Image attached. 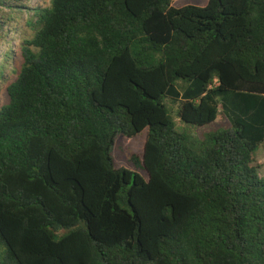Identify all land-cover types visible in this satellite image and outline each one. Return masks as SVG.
<instances>
[{
  "label": "trees",
  "instance_id": "trees-1",
  "mask_svg": "<svg viewBox=\"0 0 264 264\" xmlns=\"http://www.w3.org/2000/svg\"><path fill=\"white\" fill-rule=\"evenodd\" d=\"M28 1L0 0V46ZM29 26L0 264H264V0H51ZM146 131L147 178L113 157Z\"/></svg>",
  "mask_w": 264,
  "mask_h": 264
},
{
  "label": "rangeland",
  "instance_id": "rangeland-1",
  "mask_svg": "<svg viewBox=\"0 0 264 264\" xmlns=\"http://www.w3.org/2000/svg\"><path fill=\"white\" fill-rule=\"evenodd\" d=\"M208 0H174L176 8L185 7L188 5L204 7ZM51 0H29L23 8L12 13L13 20L6 27V36L2 40L0 46V65H5V77L0 79V108L7 104V87L17 78V72L20 71L22 66L21 59V44L24 39H30L33 36V28L29 26L31 16L34 15L35 9H45L49 7ZM222 123L221 119L217 126ZM224 123V122H223ZM178 129L181 131L183 125L177 120ZM196 132V131H195ZM148 137V132L139 135L138 137L130 140L119 136L116 145L113 149V157L118 168H127L137 172L147 178V175L140 164L132 161L133 157L139 159L143 158L144 149ZM257 166L261 177H264V145L257 154ZM67 231L59 232V237L65 235Z\"/></svg>",
  "mask_w": 264,
  "mask_h": 264
},
{
  "label": "crops",
  "instance_id": "crops-1",
  "mask_svg": "<svg viewBox=\"0 0 264 264\" xmlns=\"http://www.w3.org/2000/svg\"><path fill=\"white\" fill-rule=\"evenodd\" d=\"M208 3V2H207ZM207 5V4H206ZM205 7V6H204Z\"/></svg>",
  "mask_w": 264,
  "mask_h": 264
}]
</instances>
